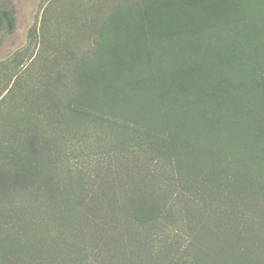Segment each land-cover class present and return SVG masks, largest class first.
Returning a JSON list of instances; mask_svg holds the SVG:
<instances>
[{"label": "trees", "instance_id": "obj_1", "mask_svg": "<svg viewBox=\"0 0 264 264\" xmlns=\"http://www.w3.org/2000/svg\"><path fill=\"white\" fill-rule=\"evenodd\" d=\"M241 3L129 0L91 17L88 55L63 53L76 92L65 95L59 73L42 88L29 125L0 150L11 158L0 165V264H264V181L254 188L252 174L256 149L264 167V1L253 19L239 16ZM5 23L15 29L13 10L0 5ZM91 125L115 137L105 153L119 168L100 182L70 160L85 154L86 141L72 129ZM58 158L69 166L65 176ZM151 162L169 171L160 175ZM41 184L46 190H32ZM235 195L239 205L256 204L258 224L245 207L218 205ZM193 196L216 201L220 215L173 221L178 197L186 217L199 201Z\"/></svg>", "mask_w": 264, "mask_h": 264}, {"label": "rangeland", "instance_id": "obj_2", "mask_svg": "<svg viewBox=\"0 0 264 264\" xmlns=\"http://www.w3.org/2000/svg\"><path fill=\"white\" fill-rule=\"evenodd\" d=\"M128 1L129 0H0V5L3 8L13 10L15 16V29L12 32L8 30L6 23L0 27V150H4L6 146H8L6 136H8L9 133L29 125L31 119L29 115L34 114L38 109L35 103L40 100L39 95L42 88L46 84L51 85L52 79L54 77L56 79L59 73H65L62 86L65 95L67 96L69 93L72 95V93L76 92V88L73 87L74 89H72V85L70 84L73 77V64L68 63L63 53L66 52L67 49L72 50L74 52V59L88 55L93 45L95 35L91 28V17L98 14L105 17L111 12L114 5L116 6L118 3H126ZM262 1L264 0H245V3H241L242 5L238 8L239 16L243 14L246 15L247 13L248 17H250L249 19H253V6L258 9ZM256 15H258V13H256ZM213 32L217 46L220 40V26H215ZM220 62L219 58H215V65ZM39 119L43 121V117H35V121L41 124V134L49 135L51 132L47 123H41ZM17 121L20 123L18 124ZM106 131L105 128L99 129L94 125H91L89 130L85 132L78 130L77 127L72 129L74 133L82 132V135L86 137V141L83 142L85 154L82 156H79L80 154L71 156L70 160L72 163H76L79 166L83 164L89 165L88 170L91 169L92 174L95 175L98 173L95 182H100L101 178L99 176H104L106 178L108 172H112L111 174L116 173L119 168L118 166H111L107 163L105 152L107 148H112L115 143V137L112 138L108 136ZM97 133L98 135H96ZM56 136L57 135H55V137ZM19 139L24 140L22 137H18L15 143ZM11 143L10 141L9 145ZM102 149H105L103 151L104 153L102 155L97 154V152ZM77 152H81V150L79 149ZM257 155L258 149L254 152L252 162L254 188L255 184H263L264 181V174H262L264 167L261 168L258 166ZM10 160L11 158H9V156L4 157L0 155V165ZM138 160L141 161L142 159L132 157L129 163L133 164ZM113 161L118 163L115 159ZM57 162L58 165L56 169L62 176H65V171H68L69 166H67L66 163L59 162V158ZM125 163V158L119 160L120 165ZM150 166L154 171L159 172L160 175H165V171H169V166L166 164H164V169L154 166L152 162ZM242 167L243 166L240 165V168ZM42 168H44L46 174L49 172L45 170V166ZM26 187L28 188L27 184ZM103 189L108 190L109 187L103 186ZM32 190H46V186L45 184H41L40 188L37 189L35 187L32 188ZM238 190L244 189L238 187ZM209 191L211 190H207L206 192L208 196L211 195ZM173 192L174 196L171 201L174 200L176 195L179 196L180 190H174ZM238 194H241V192H238ZM193 197L199 199L198 196ZM182 198L178 197L175 202L176 206L173 210L175 213L172 217L173 221H180L181 219L182 223L186 224V221L189 222L191 219L192 221L196 219L198 221H204L208 216L215 218V216L220 215V209L217 207L218 205L226 207L234 202V210L237 206L240 208L245 207V211L243 212L245 217L248 218L250 212L251 215L255 217L253 218L252 225L259 223L257 219L259 216L256 213V204L253 203L250 207H247V204L245 206L243 203L239 205V195H235L234 198L227 196L224 200L219 201L218 205L216 201L199 199L196 205L191 208V214L194 215V217H191V214L186 217L183 215L184 208H182V206H185V199ZM235 200H237V205ZM209 202L212 203V206L210 205L208 208L206 205ZM260 203L264 204V198ZM212 208L215 210L218 209V212H213ZM207 210H210V215L207 214ZM120 212H123V209H120ZM200 213H204L205 216H201ZM261 214L260 216H263L264 212H261ZM198 215L200 218H196ZM197 220L196 222H198ZM83 225L87 229L88 227L90 228L91 224L86 222L83 223ZM242 225H246L245 221L242 222ZM85 236L89 238L90 231L86 230ZM247 236L250 245H252L254 240V226L250 227V232Z\"/></svg>", "mask_w": 264, "mask_h": 264}]
</instances>
